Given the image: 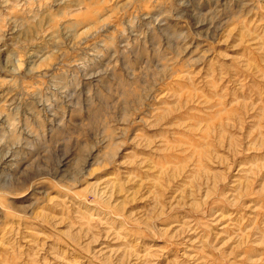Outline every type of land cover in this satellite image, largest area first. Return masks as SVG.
Returning <instances> with one entry per match:
<instances>
[{
  "label": "rangeland",
  "instance_id": "1",
  "mask_svg": "<svg viewBox=\"0 0 264 264\" xmlns=\"http://www.w3.org/2000/svg\"><path fill=\"white\" fill-rule=\"evenodd\" d=\"M0 164V264H264V0H0Z\"/></svg>",
  "mask_w": 264,
  "mask_h": 264
},
{
  "label": "bare ground",
  "instance_id": "2",
  "mask_svg": "<svg viewBox=\"0 0 264 264\" xmlns=\"http://www.w3.org/2000/svg\"><path fill=\"white\" fill-rule=\"evenodd\" d=\"M150 1V0H149ZM151 1H153V0H151ZM77 5V6H76ZM74 8L73 9H75V10H81V7H79L78 6V4H74ZM72 9V10H73ZM107 10V9H106ZM105 10V11H106ZM99 14L100 12H98V10H92L90 13H88V15L89 16H87L88 18H85V20H92L93 18V20H92V22H93V24H92V22L91 23H89L88 25H90L91 26V24L92 25H94V26H96V29H99L100 27V24L99 23H101V19H100V17L99 16H102L103 14L101 13L100 15H98V16H96V15H94V16H92V18H91V15L92 14ZM95 16H96V18H95ZM64 20V19H63ZM105 20V19H104ZM103 20V21H104ZM84 22V20H81V19H73V20H68V21H64V22H60V23H58V24H56L52 29H51V32H57V31H60L61 29V27H62V29L63 28H67V27H70V26H72L71 28H73L74 26L76 27H78V26H80V24L81 23H83ZM88 22H90V21H88ZM105 23H106V20H105ZM103 24V23H102ZM109 25V24H108ZM107 25V23H106V27L108 26ZM105 26V25H104ZM110 26V25H109ZM98 27V28H97ZM105 27V28H106ZM113 27V26H112ZM102 29V28H101ZM107 29V28H106ZM105 29V30H106ZM102 31H104L103 29H102ZM51 32H50V34H51ZM58 33V32H57ZM53 34V33H52ZM55 34V33H54ZM53 34V35H54ZM52 36V35H51ZM123 36V35H122ZM110 38V37H109ZM121 39V38H120ZM111 41H112V39H111ZM115 41V40H114ZM117 42V41H116ZM80 44V43H79ZM34 47H29L28 49H29V51L31 52L32 50L31 49H33ZM33 52V51H32ZM29 53V52H28ZM34 53V52H33ZM30 56H31V54H30ZM34 56V55H33ZM46 58V57H45ZM30 59V58H29ZM32 62V61H31ZM33 63V62H32ZM32 63H30V64H32ZM72 63V62H71ZM53 64V63H52ZM33 65H34V63H33ZM69 66H70V64H68ZM31 66V65H30ZM49 66V65H48ZM11 67V66H10ZM60 69V68H59ZM48 70V72L51 70L52 71V74H51V76L52 77H55L56 78V76H57V74H55V71L57 70V67H56V65H52V67L50 66L49 67V69H47ZM63 70V69H62ZM75 70V69H74ZM60 71V70H59ZM8 73H11V74H13L14 75V78H17L18 76H19V74H18V72H16V70H14V69H8ZM42 73V72H41ZM46 73V72H45ZM63 73H64V71H63ZM43 74H44V72H43ZM47 74V73H46ZM45 74V75H46ZM16 75V76H15ZM72 75V74H71ZM38 76V75H37ZM44 76V75H43ZM60 77V76H59ZM19 78V77H18ZM20 79V78H19ZM57 79V78H56ZM16 80V79H15ZM41 81V80H40ZM52 81V80H51ZM41 83V82H40ZM13 84H14V82H13ZM14 86V85H13ZM29 87V86H28ZM9 88V87H8ZM11 88V87H10ZM7 90V89H6ZM27 90H28V88H27ZM56 90V89H55ZM30 91V90H29ZM38 91H39V89H38ZM35 92V91H34ZM56 92V91H55ZM26 93H28V92H26ZM27 95H29V94H27ZM56 95H57V93H56ZM48 96V95H47ZM11 97V96H10ZM50 97V96H49ZM31 98H33V97H31ZM39 98V97H38ZM10 100V99H9ZM50 100V99H49ZM40 101V100H39ZM5 102V101H4ZM28 102V101H27ZM49 102V101H48ZM47 102V103H48ZM35 103V102H34ZM54 103V102H53ZM45 106V108H47L46 106H48V104L46 105V104H44ZM50 106V105H49ZM6 107H8V105L6 106ZM11 107V106H10ZM14 107H16V106H14ZM23 108V107H22ZM42 108V107H41ZM20 109V108H19ZM49 109V108H48ZM47 109V110H48ZM16 110H17V107H16ZM12 113V112H11ZM11 113H9L8 115H7V117H10V114ZM66 113V112H65ZM19 116V115H18ZM1 117H3V116H1ZM13 118V117H12ZM12 118H10V119H7V121L8 120H10V122L13 120ZM29 119H31V118H29ZM14 120H15V118H14ZM21 121V120H20ZM43 122V121H42ZM28 123V122H27ZM11 126H13L10 130L12 131V133H15L16 134V132H17V134H18V130H20V129H18V125H16V124H14V122H11ZM27 128V127H26ZM22 130H24V129H21V131ZM20 133H22V132H20ZM21 135V134H20ZM17 136V135H16ZM16 139V138H15ZM11 153V152H10ZM9 153V154H10ZM15 154V153H14ZM7 157H9L8 155H6V161H7V165L8 164H10V166L12 165V166H16V169L18 170V168H20V161L21 160H18L16 157H13L11 160H8L7 159ZM3 158H4V156H3ZM5 161V162H6ZM20 162V163H19ZM1 163H3V161H1ZM5 164V163H4ZM14 164V165H13ZM16 164V165H15ZM1 165V164H0ZM29 165V164H28ZM3 166V165H2ZM2 166H0V167H2ZM9 166V167H10ZM14 167H13V169H14ZM15 169V170H16ZM21 169V168H20ZM13 171V170H12ZM55 174V173H54ZM11 177V176H10ZM13 175H12V178H10V180H8V181H6L7 183H5V181H0V190H5L6 192L7 191H9V190H13V185H12V180L11 179H13ZM15 180V179H14ZM42 182V181H41ZM44 183V182H43ZM38 185V184H37ZM9 186H11V187H9ZM33 186H35V184L33 185ZM39 186H40V184H39ZM39 186H37V188L39 187ZM26 187V186H25ZM24 188V187H23ZM34 188V187H33ZM15 189V188H14ZM22 189V188H21ZM23 190V189H22ZM24 190H26V189H24ZM28 190V189H27ZM36 190V189H35ZM4 193V192H3ZM2 192L0 193V202L2 203ZM8 194V193H7ZM4 196V195H3Z\"/></svg>",
  "mask_w": 264,
  "mask_h": 264
}]
</instances>
